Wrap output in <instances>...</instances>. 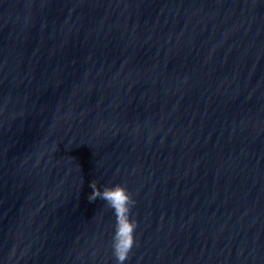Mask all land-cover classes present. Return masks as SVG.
<instances>
[{
    "label": "water",
    "instance_id": "obj_1",
    "mask_svg": "<svg viewBox=\"0 0 264 264\" xmlns=\"http://www.w3.org/2000/svg\"><path fill=\"white\" fill-rule=\"evenodd\" d=\"M93 181L125 264H264V0H0V264H116Z\"/></svg>",
    "mask_w": 264,
    "mask_h": 264
},
{
    "label": "clouds",
    "instance_id": "obj_2",
    "mask_svg": "<svg viewBox=\"0 0 264 264\" xmlns=\"http://www.w3.org/2000/svg\"><path fill=\"white\" fill-rule=\"evenodd\" d=\"M90 187L93 191L88 196L89 202H95L97 199L102 200L113 211L115 228L111 244L112 253L116 264H125L137 244L138 221L132 218V209L137 201L128 188L122 184L105 185L101 188L97 186L96 181H93ZM17 251L16 246L11 249L10 261L17 257ZM25 254L21 253L20 258H23ZM17 264H19V260H17Z\"/></svg>",
    "mask_w": 264,
    "mask_h": 264
}]
</instances>
